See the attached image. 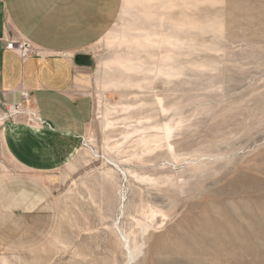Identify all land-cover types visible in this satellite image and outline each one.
<instances>
[{
  "label": "rangeland",
  "instance_id": "1",
  "mask_svg": "<svg viewBox=\"0 0 264 264\" xmlns=\"http://www.w3.org/2000/svg\"><path fill=\"white\" fill-rule=\"evenodd\" d=\"M90 52L64 166L0 136V264H264V0H122Z\"/></svg>",
  "mask_w": 264,
  "mask_h": 264
},
{
  "label": "crops",
  "instance_id": "2",
  "mask_svg": "<svg viewBox=\"0 0 264 264\" xmlns=\"http://www.w3.org/2000/svg\"><path fill=\"white\" fill-rule=\"evenodd\" d=\"M121 7L122 0H0V101L20 102L26 90L42 120L39 126L20 117L0 123L4 150L23 170L53 171L73 157L92 113L91 98L79 87L87 67L73 58L91 54ZM6 38L36 49L22 58L5 48Z\"/></svg>",
  "mask_w": 264,
  "mask_h": 264
},
{
  "label": "built area",
  "instance_id": "3",
  "mask_svg": "<svg viewBox=\"0 0 264 264\" xmlns=\"http://www.w3.org/2000/svg\"><path fill=\"white\" fill-rule=\"evenodd\" d=\"M5 48L13 51L22 58L29 57L32 55L36 49L34 45L29 43L25 39H13L6 38ZM21 100L20 102L8 105L5 101H0V105L4 109L2 112V119H9L11 117H20V115H25L29 121L35 124H42L41 118L30 108V97L26 90L20 91Z\"/></svg>",
  "mask_w": 264,
  "mask_h": 264
},
{
  "label": "water",
  "instance_id": "4",
  "mask_svg": "<svg viewBox=\"0 0 264 264\" xmlns=\"http://www.w3.org/2000/svg\"><path fill=\"white\" fill-rule=\"evenodd\" d=\"M74 63L79 66L88 67L91 65V55L86 53L76 54L73 58Z\"/></svg>",
  "mask_w": 264,
  "mask_h": 264
},
{
  "label": "bare ground",
  "instance_id": "5",
  "mask_svg": "<svg viewBox=\"0 0 264 264\" xmlns=\"http://www.w3.org/2000/svg\"><path fill=\"white\" fill-rule=\"evenodd\" d=\"M0 120H2V117L0 116Z\"/></svg>",
  "mask_w": 264,
  "mask_h": 264
}]
</instances>
